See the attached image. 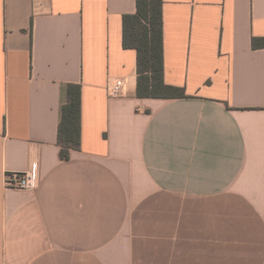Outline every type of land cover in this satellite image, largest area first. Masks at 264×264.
Segmentation results:
<instances>
[{
	"label": "crops",
	"instance_id": "0c3cea01",
	"mask_svg": "<svg viewBox=\"0 0 264 264\" xmlns=\"http://www.w3.org/2000/svg\"><path fill=\"white\" fill-rule=\"evenodd\" d=\"M137 1L0 0V264H264V0H162L166 99L136 95Z\"/></svg>",
	"mask_w": 264,
	"mask_h": 264
},
{
	"label": "trees",
	"instance_id": "16d2710c",
	"mask_svg": "<svg viewBox=\"0 0 264 264\" xmlns=\"http://www.w3.org/2000/svg\"><path fill=\"white\" fill-rule=\"evenodd\" d=\"M135 14L123 17V46L137 53L138 98H183L184 90L168 85L164 79L163 1L138 0ZM254 48L258 47L256 40ZM82 89L70 84L62 107L58 144L62 159H70L81 145Z\"/></svg>",
	"mask_w": 264,
	"mask_h": 264
},
{
	"label": "built area",
	"instance_id": "2783aa9c",
	"mask_svg": "<svg viewBox=\"0 0 264 264\" xmlns=\"http://www.w3.org/2000/svg\"><path fill=\"white\" fill-rule=\"evenodd\" d=\"M124 81L121 79H110L107 86L109 99H115L122 95ZM32 165L24 172L14 174L8 178V186L15 190L36 191L41 184V177L37 165V154L31 152Z\"/></svg>",
	"mask_w": 264,
	"mask_h": 264
}]
</instances>
